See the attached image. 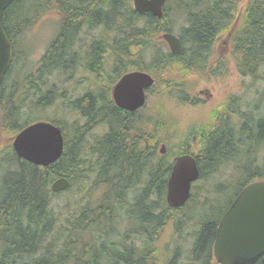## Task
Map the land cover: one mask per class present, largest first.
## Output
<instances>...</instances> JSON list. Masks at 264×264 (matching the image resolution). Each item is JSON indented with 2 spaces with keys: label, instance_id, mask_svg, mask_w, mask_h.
<instances>
[{
  "label": "trees",
  "instance_id": "obj_1",
  "mask_svg": "<svg viewBox=\"0 0 264 264\" xmlns=\"http://www.w3.org/2000/svg\"><path fill=\"white\" fill-rule=\"evenodd\" d=\"M50 9L59 14L53 41L33 73L13 76L17 39ZM174 13L185 21L177 35L182 45L178 55L160 38L175 34ZM236 17L238 25L231 32ZM2 26L13 59L0 98V136L8 141L4 147L0 144V264H155L153 245L164 224L170 222L178 236L188 225L181 209L166 202L174 159L185 154L197 162V182L206 183L227 163L237 172L232 181L214 184L216 192L200 202L195 182L185 205L202 206L187 264H217L212 248L222 215L244 187L264 180V165L253 161V153L264 149V111L237 113L232 96L209 114L210 120L181 127L167 101L171 95L196 104L185 95L187 81L217 77L218 58L213 61V56L221 35L228 37L241 75L257 77L264 70V0H168L161 18L136 12L132 0H14ZM147 51L153 54L150 60ZM102 54L111 57L106 67L100 62ZM79 65L94 66L93 82L101 94L81 97L70 91L78 84L73 75ZM132 70L152 76L148 94L163 88L157 102L148 106V95L135 113L118 108L101 85L106 79L109 87ZM55 100L61 105L49 114L46 110ZM38 121L58 126L64 138L62 155L48 167L19 159L11 146L22 129ZM245 159L251 163L244 164ZM59 178L67 179L69 186L53 193L51 184ZM64 193L70 194L66 202L71 207L65 214L59 201ZM83 195L90 196L88 203ZM121 219L126 222L123 230ZM172 252L166 264H176L180 248ZM255 264H264V257Z\"/></svg>",
  "mask_w": 264,
  "mask_h": 264
},
{
  "label": "water",
  "instance_id": "obj_2",
  "mask_svg": "<svg viewBox=\"0 0 264 264\" xmlns=\"http://www.w3.org/2000/svg\"><path fill=\"white\" fill-rule=\"evenodd\" d=\"M14 0H0V98L2 81L13 56L12 44L7 37L2 18ZM166 0H133L134 10L161 18ZM181 1V0H176ZM171 54L182 50L180 39L171 33L162 35ZM154 79L142 71L123 75L112 91L114 104L134 112L144 106L146 91ZM64 138L58 126L45 121L32 123L22 129L12 141V149L19 159L33 165L48 167L63 153ZM162 154L165 147L161 146ZM199 177L196 160L189 154L175 158L167 182L166 202L177 209L186 204L192 184ZM69 181L59 178L51 184V191L59 193L68 188ZM214 258L219 264H255L264 257V181L244 187L222 216L213 244Z\"/></svg>",
  "mask_w": 264,
  "mask_h": 264
},
{
  "label": "rangeland",
  "instance_id": "obj_3",
  "mask_svg": "<svg viewBox=\"0 0 264 264\" xmlns=\"http://www.w3.org/2000/svg\"><path fill=\"white\" fill-rule=\"evenodd\" d=\"M246 2L247 1L239 3L240 10L243 9ZM171 9H173V5L171 6ZM172 19L174 23V35L177 36L179 33H181V28L185 24L184 17L182 15L178 16V14L174 13L172 15ZM238 20V17H236L235 21L232 22L234 27L231 32L234 31L235 25H238ZM58 22V12L54 9H50L44 12L38 20L34 21L26 30H24L23 34L17 39V61L14 66L13 76L19 77L21 79L27 73L30 74L35 71L41 56L53 41L57 33ZM160 38L162 39V37ZM162 43L167 48H169L163 39ZM214 51L215 54L213 56V61H216L218 58V67H216L218 68L216 70L217 77L204 78L195 76L194 78L190 79L189 82L187 81L188 86L185 90L187 94L185 95L188 96L190 100H195L196 104L193 105L188 102L186 103L178 101V99H174V97L171 95L170 100L167 101V108L172 110L175 115H177V123L181 127H188L194 123L199 124L204 120H210L211 118H209V114L211 112H215L219 106L221 107L224 105L225 102L232 96L236 97V109H234V111L237 113H239V111H247L250 114H254L262 109L264 111V70L261 68L257 77L241 75L237 70L236 62L231 55V47L229 46V40L227 36L225 37L224 35H221V37H218V46L215 47ZM146 53V59L150 60L153 55L152 52L147 51ZM74 72L72 71V73H74L73 76L76 78L77 72L75 70ZM207 74L208 73H206V75ZM66 76L68 78L69 75L66 74ZM82 76L86 77V75ZM63 77H65V75H63ZM49 81L51 84L56 83L52 78H50ZM76 83L78 84L74 86L73 90L70 89V91L74 94V96H79L80 88H86V85H80L81 82H75V84ZM68 85L69 84H65L64 87ZM58 88L60 90L63 88L61 83H59ZM161 90H163L162 87L154 88L152 92L148 94L150 95V98H148L149 102H147L148 106H151L152 103L158 101L159 97L162 95ZM71 97H73V95H71ZM53 103L54 105L51 107V109L46 110V112L49 114H53L54 110H56L54 108H57V106L61 105V101L58 100H55ZM226 112H229V110ZM236 117L237 115H233V120H236ZM102 131L103 129L101 127L97 128L94 133L96 136H98L102 133ZM191 136L192 135L190 131L185 133V137L187 139L191 138ZM7 142L8 141L4 140V137L1 139L0 136V144L3 147L7 144ZM253 155V161H256L258 164L262 162V165H264V149L258 150L256 153H253ZM234 161L236 162V160ZM243 161L244 164L251 163L250 160L247 159ZM232 164L233 163H227L221 165L219 167V172H217V174H215L213 177L209 178L206 183H196L199 187V194L196 197V202L202 201L206 196L211 197V192H216V185L214 184L228 183L232 181L234 177H237V172H234L233 168L231 167L234 166ZM254 174H256V172L254 173L253 170L251 175L253 176ZM201 184H203L202 187H200ZM100 191L101 189L97 192H94L92 198H97ZM70 194H73V192H70ZM70 194L64 193L59 198L62 207L60 208V211L63 214L67 212V209L68 211H71V207H69L66 202V196L68 197ZM83 196H85L83 202L88 203L90 201V196ZM180 209L182 211L180 216L184 217V222H187L188 225L183 226V230H180L181 236H178L177 232L174 233L170 222H166L164 224V229L160 234L159 239L157 237L156 242L153 245L155 264H166L168 258L173 253L172 251L175 248H180V254L177 255L176 258V264H187L190 262L189 249L192 243V234L195 230L194 224L198 219L197 215H199L198 213H200L202 206L200 204H192L188 208L185 206ZM120 218H116L115 220ZM103 219H105V217H103ZM122 220L123 219H121V221ZM125 226L126 222L122 221L120 223L119 229L121 230L122 228L123 230L125 229Z\"/></svg>",
  "mask_w": 264,
  "mask_h": 264
},
{
  "label": "flooded vegetation",
  "instance_id": "obj_4",
  "mask_svg": "<svg viewBox=\"0 0 264 264\" xmlns=\"http://www.w3.org/2000/svg\"><path fill=\"white\" fill-rule=\"evenodd\" d=\"M164 5H165V2H164V4H163V6H162V9H163V7H164ZM132 6H134V4H133V0H132ZM133 9H134V7H133ZM240 11H242V10H240ZM139 13V12H138ZM109 58H110V60H111V57L108 55V54H102V55H100V62H102L103 63V66L104 67H106V64H108L109 62H110V60H109ZM137 58H139V56L137 55ZM139 72V70H132V71H129V72H126V73H124L123 75H125V74H127V73H130V72ZM105 72V71H104ZM82 75H86V77H84V76H82ZM123 75H121L111 86H109V87H107L106 85H107V81H106V79L101 83V85L102 86H104L106 89H108V91H109V96H110V98L112 99V91H113V88H114V86L117 84V82L120 80V78L123 76ZM76 78H78L77 80H76V82H81V84L80 85H86V88H80V96L82 97V96H84V95H87V94H93V95H95V92L98 94V93H100L101 94V92H100V90L101 89H97L96 88V85H94V79H95V75H94V66L91 68V69H86L83 65H79V67H78V70H77V77ZM104 79V78H103ZM102 79V80H103ZM79 80V81H78ZM79 85V86H80ZM95 86V87H94ZM148 95V94H147ZM113 100V99H112ZM130 112V111H129ZM135 112H139V109H137L136 111H134V113ZM138 187H137V191L139 192V182H138V185H137ZM176 210H178V209H176Z\"/></svg>",
  "mask_w": 264,
  "mask_h": 264
}]
</instances>
